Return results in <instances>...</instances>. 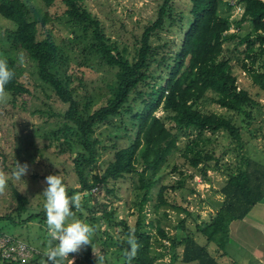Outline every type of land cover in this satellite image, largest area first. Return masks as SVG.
Instances as JSON below:
<instances>
[{"label": "trees", "instance_id": "16d2710c", "mask_svg": "<svg viewBox=\"0 0 264 264\" xmlns=\"http://www.w3.org/2000/svg\"><path fill=\"white\" fill-rule=\"evenodd\" d=\"M43 1L46 8L33 10L31 15L25 0H0V16L14 24V28L4 30L0 37V56L8 60L9 67L15 72V77L6 85V93L13 104L19 100L25 103V97L31 94L18 74L17 58L21 51L34 63L43 84L64 105L57 113L50 108L48 115L60 114L61 120L51 130V140L56 144V153H70L78 177L79 185L67 192L69 196L79 192L85 199H90L92 189L100 187L117 199L120 196L115 186L119 181L131 180L137 175V180L131 182L134 189L143 191V197L135 224L119 218V208L111 203H102L99 217L92 214L94 208L83 206L92 214L93 222L102 218L107 224L104 254L110 252L111 257L117 259L116 263H111L110 257L106 258L109 264H127L124 253L130 233H134L139 244L131 264H156L158 258L165 257L166 250L153 253L154 242L165 248L170 244L173 248L182 246L181 260L185 263L220 264L207 244H199L191 233L171 236L158 221L155 230L157 228L159 236L155 238V233L146 228L143 209L155 197L153 191H156V208H170L190 215L189 207L183 205L177 193L185 187V178L174 184L162 182L171 156L181 152L184 163H190L195 171L200 169L199 175L209 180L208 170L214 166L209 162L216 155L213 150H205V143L211 142L212 138L205 140L206 132L225 131L241 152L242 129L257 120L264 121V118L260 119L264 106V45H257L264 41V0H240L243 5L240 18H232L234 7L230 0H189L190 24L184 30L179 50L168 52L161 50L162 43L154 42L161 40L162 31L176 30L174 26L178 19L182 26L183 16H174V0H161L157 19L145 25L131 57L127 47L106 33L102 20L86 7L85 0H60L66 6L64 15L76 28L72 39L80 45L84 59H95L112 76L108 84L110 96L92 112L88 110L90 99L82 105L76 97L80 88L87 85L73 70L74 48L54 35L56 17L52 16L50 8L58 0ZM247 23L251 24V29L244 33ZM232 27L234 32H230ZM230 39L246 46L244 56L238 55L236 59L260 92L253 93L239 85L232 57L221 59ZM75 52L78 54L79 51ZM208 99L221 109L207 108ZM160 110L162 115H158ZM125 113L130 114L132 125H125L124 129L126 134L132 131L131 141L120 144L115 140L113 144H105L99 128L115 127L116 118H121L120 122L124 123ZM168 122L174 123L175 127H169ZM183 136L186 141L182 146L179 141ZM108 148L113 149L112 156L100 165ZM220 160L217 157V162ZM99 168L100 172L97 171ZM216 168L221 169V165L216 163ZM176 170H179L178 165L174 167ZM220 194L224 199L216 215L205 226L197 225V228L207 243H215L225 250L231 223L244 219L257 203L264 200V163L248 155H239V162L228 173ZM13 195L18 202L16 211L21 213L28 199L16 188ZM149 222L154 224L153 220ZM182 226L185 227V220ZM116 227H120L123 237L114 241V235L108 229ZM114 245L116 247L111 249ZM91 249L88 245L86 257L90 264H96ZM42 258L44 256H35L26 264H39ZM0 264L21 263L0 259Z\"/></svg>", "mask_w": 264, "mask_h": 264}, {"label": "rangeland", "instance_id": "374dc122", "mask_svg": "<svg viewBox=\"0 0 264 264\" xmlns=\"http://www.w3.org/2000/svg\"><path fill=\"white\" fill-rule=\"evenodd\" d=\"M28 4L31 15L33 10L45 9L43 0H25ZM161 0H85L86 7L103 22L106 33L118 41L121 46L127 47L129 56L136 52V39L144 30L145 25L151 24L157 19L158 8ZM174 16L180 17L178 24L175 23L173 31H162L161 40L155 41L154 44L162 43L161 50L168 52L170 49L179 50L184 30L189 26L190 20V3L189 0H174ZM66 6L60 0L50 8L54 19V35L60 41L68 43L75 59L73 70L77 76H82L86 82V88H80L77 92V99L82 105L87 99H90L88 110L92 112L98 105L106 102L111 94V88L108 86L111 80V74L104 66L99 65L95 59H84L80 50V45L72 39L74 31L73 25L68 22L64 10ZM240 15V14H239ZM237 15L234 18H240ZM32 18V16H31ZM233 18V15H232ZM14 28V24L0 16V37L6 29ZM251 24H246L243 32H248ZM264 45V41L257 45ZM246 46L237 44L235 39H230L225 44V53L221 59L232 57L234 59V71L238 77L239 85L251 90L253 93L259 91L255 86L250 75H247L237 61L238 55L244 56ZM75 51H79L78 54ZM21 53V51L18 52ZM24 54V53H23ZM25 62L19 65V78L31 90V94L25 97L26 101L11 102V96L7 94V102L0 103V172L7 174L8 185L3 194H0V229L10 235L26 241L36 247L42 255L52 246L48 236L46 225V215L43 210L45 198L41 195L47 186L44 181L50 174L60 175L66 187V191L76 188L79 185L78 177L74 172L73 160L69 152L65 154L56 153L55 143L51 140V130L61 120L60 114L48 115V110L53 108L55 113L63 110L64 105L56 98L51 89L43 84L36 73L34 63L24 54ZM18 59V58H17ZM78 83V82H76ZM260 92V91H259ZM264 103V102H263ZM207 108L220 110L217 103L211 99L206 101ZM224 111V109H222ZM51 112H53L51 110ZM160 110L158 115H162ZM124 123L120 122L121 118H116L115 127L103 126L99 131L103 134L105 144L115 140L120 144L129 143L133 136L132 131L125 133L124 126H131L130 114L125 113ZM264 118V106L260 119ZM120 125L118 128L116 126ZM169 127H175L174 123L168 122ZM115 132V133H112ZM181 133V132H180ZM128 137V138H125ZM207 137H212L211 142L205 143V150L215 151V159L209 163L214 165L208 170V178L200 176V169L195 171L190 163L185 164L181 152H176L170 158V165L165 170L162 182L174 184L181 178H185L186 185L177 191L179 200L183 205L189 207L190 215L174 209L166 210L165 207L156 208V191H153V199L145 204L143 214L146 217V228L157 233L156 223L159 221L171 236H185L188 233L196 236V240L201 245L208 246L215 251V243H207L206 237L198 232L197 225H206L217 213L223 201L220 194L221 187L226 183L228 173L238 164L239 155H248L256 161L264 163V121H255L250 127L242 129L243 149L237 150L236 143H233L225 131L206 132ZM123 138V139H122ZM186 136L181 137L179 144L184 145ZM113 144V143H112ZM112 148H108L102 156L100 165L112 156ZM225 151V153H224ZM217 157L221 160L217 162ZM16 161L21 164L27 163L29 171L22 177L23 180L16 181L12 178V169ZM216 163L221 165V169L216 168ZM175 165L179 170L174 171ZM100 172V168L97 170ZM183 171L184 174H181ZM195 171V172H194ZM191 175H194L191 178ZM137 180V175L132 176L131 180H120L115 186L120 198L115 199L109 196L105 189L95 187L92 189L90 199H85L82 194V208L76 213L77 217L84 222L95 226L96 231L93 236V245L97 254H102L106 258L110 257L111 263H116L117 259L112 258V253L104 254L103 242L106 238L107 224L101 218L93 222L91 215L99 217L101 215L102 203H111L119 208V218L127 219L130 224H135L139 209L142 203L143 191H137L133 188V181ZM132 181V182H131ZM16 188L21 194L28 199L25 210L21 213L16 211L17 200L13 195V189ZM194 190L196 193L192 192ZM186 196V198H185ZM111 199H115L111 201ZM94 208L95 211L90 214L83 206ZM262 206H258L260 209ZM75 210V209H74ZM44 217V218H43ZM144 217V219H145ZM31 219V220H29ZM154 221L151 224L149 221ZM185 220V227L182 226ZM114 235V241L123 237L120 227L108 229ZM168 245V244H167ZM116 245L112 246L114 249ZM105 249V247H104ZM166 250L167 255L158 258L156 264H197L185 263L181 259L183 247L173 248L170 244L168 248L161 247L160 243H153V253H159ZM92 259H96L93 248L91 249ZM87 246L82 248L79 253L69 254V259L74 260L75 264H90L86 257ZM177 256V259H172ZM43 259V258H42ZM172 259V260H171Z\"/></svg>", "mask_w": 264, "mask_h": 264}, {"label": "clouds", "instance_id": "9594fccd", "mask_svg": "<svg viewBox=\"0 0 264 264\" xmlns=\"http://www.w3.org/2000/svg\"><path fill=\"white\" fill-rule=\"evenodd\" d=\"M25 56L23 52L18 55V63L23 64ZM15 77V72L9 67L8 60L0 56V103L7 102L6 85ZM27 163L16 161L12 169V178L16 181L29 171ZM47 185L41 194L45 200L43 210L46 215V225L52 246L45 252L44 258L39 264H75L69 259V254L79 253L82 248L91 245L96 257V264H109L106 257L97 254L93 245V236L96 228L79 219L76 213L82 208V194L79 192L68 195L65 184L60 175L50 174L45 178ZM8 185L7 174L0 172V194H3ZM73 208L75 210H73ZM125 249L127 264L135 258L139 244L134 233L129 234Z\"/></svg>", "mask_w": 264, "mask_h": 264}, {"label": "crops", "instance_id": "0c3cea01", "mask_svg": "<svg viewBox=\"0 0 264 264\" xmlns=\"http://www.w3.org/2000/svg\"><path fill=\"white\" fill-rule=\"evenodd\" d=\"M215 247V251L208 249L220 264H264V200L244 219L231 223L225 250Z\"/></svg>", "mask_w": 264, "mask_h": 264}, {"label": "built area", "instance_id": "2783aa9c", "mask_svg": "<svg viewBox=\"0 0 264 264\" xmlns=\"http://www.w3.org/2000/svg\"><path fill=\"white\" fill-rule=\"evenodd\" d=\"M230 2L234 7L233 17L239 14L241 16L243 5L240 3V0H230ZM234 31L235 29L232 27L230 32ZM40 255L42 253L36 247L0 229V259L2 261L8 260L26 264L33 257Z\"/></svg>", "mask_w": 264, "mask_h": 264}]
</instances>
